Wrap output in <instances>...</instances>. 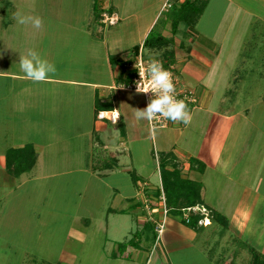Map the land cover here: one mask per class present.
Here are the masks:
<instances>
[{"label":"rangeland","instance_id":"1","mask_svg":"<svg viewBox=\"0 0 264 264\" xmlns=\"http://www.w3.org/2000/svg\"><path fill=\"white\" fill-rule=\"evenodd\" d=\"M112 1L116 3L118 0ZM131 1L143 4V0ZM170 2L175 5L174 0ZM234 2L238 1L207 0L202 12L197 14L199 18L195 27L185 30L194 34L202 31L205 35L200 37L203 45L208 49L210 46L219 47L218 52L212 50V66L207 69L204 80L212 90V98L207 102L204 99L203 103L197 102V107L189 110L192 119L183 128L153 130L154 142L147 120L143 124L137 120L140 134L144 136V140L137 143L127 137V133L123 134L120 126L111 124L106 118L99 119L106 129L94 134H75L73 124L66 125L62 121L70 118L62 117L61 124L71 128L50 132L51 128L42 123L49 118H39L36 114L14 116L13 109L3 100L2 103L8 106L0 108V156L6 157L11 148H20L25 144L32 145L33 150L35 143L46 147L38 160L35 159L36 164L18 176L13 177L6 171L17 168V165L9 166L5 159L0 160L5 169L0 171V264H133L129 259L113 258L114 254L124 256L130 253L124 251L127 246H119L120 242L130 239L127 245H136L141 234V247L147 248L149 244L150 249L153 244L155 249L156 243L161 246L162 241L157 239L154 242L158 234L157 230L153 231L154 220L142 223L143 230H140L134 220L131 222L128 217L118 214V210L122 205L129 207L137 201V185H141L145 178H149L156 195L161 192L158 158L166 148L172 151L180 149L185 155L190 153L201 160L215 162L201 176L206 211L205 214L197 212L202 214V222H206L203 218L206 216L210 224L204 223L209 227L205 230L190 228L197 232L194 247L190 244L167 251L162 246L160 251L155 252L150 264H218L212 256L217 253L216 258L222 253L219 264H227L229 259L226 260L224 255L233 250L236 252V264H247L250 246L264 253V0H242L240 5ZM85 7L82 0H0V44L6 43L12 33L8 30L9 26L3 28L5 21H1L2 18L18 11L22 14L30 11L47 15L61 13L64 16L62 21L44 23L45 29L53 32L58 40L66 36L63 43L68 45L62 49L59 46L51 49V59L48 60L55 65L56 72L50 75L80 80L99 78L109 82L106 75L107 55L101 57L100 51L93 55L90 49H86L88 36L80 31V26L86 22L64 20L70 12L83 16L92 12L94 16L100 14L97 3L91 5V12ZM137 8H142L140 11L144 16L153 9L144 11L143 5ZM168 9L169 13L163 12L161 18L154 21L152 37L162 28L166 17L177 13L174 7ZM250 13L260 14L259 19L251 17ZM122 22V25L118 23L114 26L97 23L102 34L109 33L106 42L108 53L119 60L112 63L113 72L120 69L122 62H127L125 59L132 61L134 57L128 48L132 43L131 35H128L130 30H135L134 24L132 21ZM70 23L78 30L66 26ZM14 25L17 34L13 38L16 40L20 26L16 22ZM114 39L119 41L113 43ZM116 48L120 50L115 51ZM148 49L147 46L143 49L147 62L155 59ZM35 51L45 58V54L37 48ZM1 56L6 57L7 54L1 53ZM128 71H124L122 80ZM5 83L0 81L2 92ZM38 85L35 84V87ZM58 88L70 89L64 84H58ZM107 91L112 94L110 101L113 105L123 107L124 111L128 110L125 108L126 98L139 105L145 102L143 94L135 91L118 88ZM77 95L76 98L80 97V93ZM85 96L83 92L80 99H85ZM222 114L232 117H222ZM71 119L72 123L85 120ZM121 137H124L122 142ZM211 142V147L215 148L213 151L209 146ZM21 143L24 145L19 146ZM135 143L141 150L138 156L133 149ZM148 148L150 151H147ZM138 165L139 170L136 169ZM130 167L135 170L128 172ZM180 170L182 175L188 176L182 167ZM127 197L131 199L126 200ZM151 203L162 209L160 197L151 200ZM132 208L133 205L129 208L133 212ZM147 208L144 210L146 215ZM167 213L178 223L185 221L183 212L182 215L169 213L167 209ZM217 213L223 216L224 221L216 217ZM154 217L158 218L159 214L154 213ZM114 222H119L123 229L129 228V224L132 228L123 239L110 241L105 225L108 228L107 223ZM161 223L162 232L165 227L163 218ZM203 233L212 239L211 244L217 243L213 240H220L221 251L216 252L218 248L213 246V251L208 252L203 244Z\"/></svg>","mask_w":264,"mask_h":264},{"label":"crops","instance_id":"2","mask_svg":"<svg viewBox=\"0 0 264 264\" xmlns=\"http://www.w3.org/2000/svg\"><path fill=\"white\" fill-rule=\"evenodd\" d=\"M170 1L171 0H154L148 2V0H143V4L142 3L138 4V2L136 3L131 0H118L116 1V3H114L112 0H82V4H85L87 6L85 7V9L87 10L89 9L90 12L92 11L91 5L93 6L94 4L97 3L99 6L100 14L94 16L92 12V14L89 13L88 16H83L80 14H75L74 12H70V16L69 15L65 16L64 20H68V21L81 20L86 22V24L80 26L81 29L79 28L80 31L84 34V36L86 35L88 36V38H86L88 40L87 41L88 45L86 44V49L87 50L90 49L93 55H96L97 53H99V51L101 52L100 54L101 57L107 55L108 58L106 59L107 61L106 65L108 67V71L106 72V75L109 76L107 79L110 80L109 82L104 81L102 79L99 80V78L94 80L93 79L80 80L73 77L62 78L52 75H50L49 79L45 82H33L27 79L24 73L20 70V66H19L20 54L18 53V51L24 50V52H26L27 49L31 48L35 50L37 48L39 52L45 54V58L48 60V58L51 59V54H52L51 49L53 47L59 46L60 49L67 47L68 45L63 43L65 41L64 37L66 36L63 35L64 37L61 39L62 41L58 40V38L54 36L53 32L45 29V25H44V23L47 21H52V20L62 21L64 16L61 13H55V14L51 13L50 15L39 12L35 13L31 11L25 13L24 15L38 16L42 19L43 25L40 29H35L34 27H32L31 24H27V25L18 24L16 19H14V14H10L9 16H6L5 19L2 18L1 21H5V23H3L4 26L3 28L6 29V27L9 26L8 30L10 31L12 30V33L10 34V37H8V39L6 38L8 41L4 43L5 45L3 43L0 44V81H2V83L6 82L5 89L3 90V92L0 90V104H2L0 108L1 109L7 108L8 105L5 106L6 104L4 105V103H2L3 100L7 101V103L9 104V108H12L14 111L13 112L14 116L29 117L36 114L37 117L39 118H49L42 120V123L44 122L43 126L45 125V127L51 128L50 132L52 131L59 132L62 130L65 131L66 129L71 128L66 125L73 124V127L76 130L75 134H80L83 136L88 133L94 134L95 132L97 133L98 131L106 129L105 124L99 122V119L96 117V115L94 116V112L96 111L95 105L96 102L98 101L100 105H106V104L110 105L111 106L110 110L114 109L118 112L119 119L118 122L115 124L120 126V131L123 134L127 133L128 134L127 137H129L133 142L136 143L138 141L144 140L143 138L144 136L140 134V129L137 127L138 123L142 122L143 124L144 120L137 122L134 116V112L136 108H140V109L144 108L145 102L144 104L139 105V104H135L131 98H126L125 108H128V110L124 111L123 107L118 108L115 105H113V101H110V99L112 98V94L111 92L107 91V89L112 90L113 88H118L120 90H124L119 87L123 83L122 81L120 82L116 81V83H114L123 66L120 64V69L116 72H113L112 63L119 60H116V58L111 57V55L108 53L109 47L106 42L109 33L107 32L102 34L101 32L103 31L102 29L99 28L97 23L104 24L101 21L103 14L114 15L117 17L116 23L112 25L107 24L109 26H114L117 25L118 23L121 24V21H124L122 23H125L126 21H132L135 30H130L131 28L129 29L130 32L128 37H130L131 35L130 38L132 39V43L128 48L131 49V52L134 55L135 53L132 48L133 46L138 45V52L141 51L143 54V49L145 47L143 45L144 39L151 36V33L153 31L154 21L159 20L163 12L169 13V9L167 10V8H171L173 6V5L171 6ZM174 1H175L174 6L179 7L181 2H183L184 0H174ZM237 1L238 2L236 3L238 5L241 4L240 1L242 2V0H237ZM236 3L234 2V4ZM138 5L141 6L143 5L144 11L148 10L151 7L153 9L147 16H144L143 14H141L142 8L141 9L137 8ZM154 5H156V7H153ZM87 10L86 12L88 13ZM250 15L251 17L253 18L256 17L258 19L260 16V14H253V13H250ZM170 17L171 16L165 18L164 25H162V28L158 32V34L168 39V45L160 49H156L154 47H148L149 48L148 51L155 58V60H159L161 52L164 49L172 50L173 63L169 65L174 67L180 85L182 87H188L194 89L198 96V102L202 101L203 103V99L205 102H207L210 98H212V90L209 88V85H206L204 80L207 73V69L212 66V60L210 59V57L214 52H218L217 50L219 49V47L214 46L216 48L215 49V48H211L212 46L209 45L210 47L209 46L208 47L210 49H208L207 46L203 45V43H201L200 37H203L205 35L202 31H198L195 34L191 33L190 31H185L195 27L199 16L195 17L196 20L193 24H187L183 21L179 22L176 26L174 33L172 32V28H171ZM261 19L263 20L262 16ZM15 22L17 26L18 25L20 26L19 38H16V40L13 38V35L17 34V32L14 31L16 26L14 25ZM94 23H96V25ZM66 26L73 30L74 29L78 30V27H76L72 23L66 24ZM257 28H259V26ZM104 35L106 38L104 37ZM254 35L255 34H253V36ZM11 39H13L14 41ZM115 41L118 42L119 39L118 40L114 39L113 43ZM261 44H263V42H261ZM46 47H48V49H46ZM112 47L114 48V45ZM119 50H120L119 48H116L115 51H119ZM212 50H214V52ZM1 53H6L7 56L6 57L1 56ZM177 55H179L180 58L177 59ZM161 59L159 61H161ZM126 60L128 62L130 61V59H125L124 61ZM11 65L12 66L14 65V67L11 68ZM35 84H39V85L35 87ZM58 84L69 85L70 89L66 90L64 88L65 90H63V88H58ZM199 86H201L200 90L198 89ZM83 92H85L86 98L80 99ZM78 93H80V97L76 98V96H79L77 95ZM73 99H74V103H73ZM194 107H197V104L195 106L190 107L189 110H192ZM104 111H109V110H104ZM131 112H133V114ZM220 116L226 118L232 117V116H225L223 114ZM61 117L70 118L68 120L62 119V121L66 125L61 124ZM75 117L84 118L85 120H79V121L76 120L74 124L72 123L73 119L71 118H75ZM60 125L62 126V129H60ZM183 126L173 125L167 128L176 130L183 128ZM161 129H166V128H161ZM149 131L151 138L154 142L153 131H151L150 129ZM123 138L124 137L120 138L121 142ZM136 143L133 145V149H136V154L138 156V153L141 152V150L139 149V145H136ZM23 145L24 143H21L19 146H23ZM211 145L212 142L210 143L209 146L210 149L213 151L215 148L214 146L211 147ZM104 146H105L104 148H107L106 145ZM45 147L46 145L43 144L40 145L35 143L34 151L36 152L37 155L36 160H38L39 154L43 153ZM147 151H150L149 148ZM161 152H162L161 156L158 158L159 160L170 159L168 161L171 162V164H168L166 166L168 169H171L172 163H176L179 169L182 167L185 173L187 172L188 174V176H186V175H182L181 173L182 177H188L192 180L199 181L201 183L200 196L202 199V204H198L192 207L194 209L195 207H200V206L205 208L206 205L202 197L203 186L201 182V176L204 174L206 168L214 166L215 162H213V160H201L197 156L192 155L190 153H187V155H185L181 153L180 149H174L172 151L171 149L166 148L163 149ZM4 159H5L4 156H0V160H4ZM191 159H196V160L191 161ZM0 167H1L0 171H5L1 162H0ZM131 169L135 170L134 167H130L127 168V171L129 172ZM136 169L139 170L141 168L138 165L136 166ZM161 190L163 192L162 186H161ZM135 193L137 196L136 197L137 201L134 204H131L129 207L122 205L121 206L122 208L118 210V214H123L124 217L125 216L128 217L131 220V222L134 220L133 222L135 223L137 228L142 223L146 224L147 221L154 220L157 223L161 221V219L163 218L165 222V227L161 232V234L160 235L157 234L156 238L154 239V242H156L157 239L158 242L162 241L161 242L162 245L160 246L158 243H156V247L154 249L152 244L150 245V249H149L148 248L149 244H147V248H143L141 247L140 236L142 235L140 234L136 245L135 244L131 246L127 245V247L124 248V251L127 250L130 252L128 255L124 253L125 255L121 256V254L119 253V255L114 254L113 258L119 256V258L121 259H125V260L129 259L133 264H150L151 258L153 257L155 252L157 250L160 251V248L162 249V246L164 247L163 249H167V251L174 250L178 248V246L181 247L190 244H191L190 246H193L194 242H197L195 238L197 232H195V230L198 229L205 230L209 228L208 227V225L210 224L209 219H207L206 222H202V219H199L198 220L199 226L196 228H192L191 226H189L187 224L188 222L185 220V216L187 214L189 215V212H186V210H182L183 220H185L186 222L182 221L181 223H178L177 222L178 220H176L175 218H171L167 216L168 213H166V215L163 216L162 209L159 205H151L152 204L151 200L156 199V197L159 198L161 192H159V194L157 195L155 194V188L151 186L149 182V178L143 179L141 185H137V192ZM156 193L158 192L156 191ZM125 199L127 200L131 198L127 197ZM141 203L142 205H140ZM132 205H133L132 209L134 210L133 212L131 209H129L132 207ZM145 207L149 208V209L147 208V212H148L147 215L144 214ZM192 212L197 213L198 211L195 212V210H193ZM154 213L155 214L158 213L159 217L158 218L154 217ZM106 219L108 218L106 217ZM120 220L123 219H119V221ZM152 223L154 225L153 231L155 232L156 223L154 222ZM107 224L109 225V227L107 228V225L105 226L106 229L108 230L109 235L107 234V230H106V236L108 235L109 237H111L110 241L123 239L124 237L127 236V233H129V231L132 228L130 227L132 224H129L128 226L129 228H124V229L121 228L119 222L117 223L114 222L111 224L107 223ZM141 228L142 227L140 226L139 229L143 230V228L142 229ZM190 228L195 230L191 231ZM204 234L205 233H203V242H204L203 244L205 245V248L207 247L206 250L208 252H211V250L213 251V246H216L218 248L216 249V252H219V249L221 251L222 242L220 240H213V241H217V243L211 244L212 239L208 235L206 236L207 233L205 234V236ZM168 239L170 241H168ZM235 253L236 252L233 250V252L224 255L226 260L229 259V262L227 264H236L237 260L235 258L236 257ZM217 255L218 253L213 254L212 256H215L216 258ZM221 257H222V253L219 254V258L216 259L214 258V262L217 261V263L219 264L222 261Z\"/></svg>","mask_w":264,"mask_h":264},{"label":"trees","instance_id":"3","mask_svg":"<svg viewBox=\"0 0 264 264\" xmlns=\"http://www.w3.org/2000/svg\"><path fill=\"white\" fill-rule=\"evenodd\" d=\"M207 0H184L181 2L179 7H175L174 4L171 6L174 7V10L177 11V13L172 15L170 18V24L172 28V32H175L176 26L179 22H185L187 24H193L195 22V17L198 13L201 12L204 4ZM158 34V33H157ZM143 45L147 47H154L156 49H160L162 47H165L168 45V39H166L164 36H161L160 34L156 36H150L144 39ZM134 56L137 55L138 52V45L133 46ZM162 57V59H161ZM161 59V62L163 64V67L168 66L169 64H172L173 62V51L164 49L161 52V55L159 57V60ZM128 62V61H127ZM127 62H122L121 65L123 66L121 68V71L119 75L117 76L116 80L117 82H120L122 80V75L124 71L126 70ZM175 71V69H174ZM132 71H128V74L126 75L125 79L122 80V82H129L132 77ZM111 106L107 105L103 107V105H100L98 101L95 105V110H110ZM35 153L32 148V145L25 144L23 147L20 148H11L8 152V155H6L5 160L10 165H17V168L12 167V169L8 170L6 169L8 174H11L13 176H18L21 173L30 170V168L35 163ZM168 160L170 159H160L159 160V174H160V180H161V186L165 195V203L168 208L169 213H176V214H182V210H184L187 207H192L198 204H202V199L200 196V190H201V183L199 181L192 180L188 177H182L180 169L177 167L176 163H172L171 169H168L166 166L168 164H171ZM196 159H191V161ZM219 213L216 214V217L220 221H224L223 216ZM202 214L194 213L192 211L189 212V221L188 225L192 228L198 227V220L202 218ZM131 241L130 239L126 242H120L119 246H127L128 242ZM250 252V259L248 260L247 264H264V253L257 250L256 248L250 246L249 248Z\"/></svg>","mask_w":264,"mask_h":264},{"label":"clouds","instance_id":"4","mask_svg":"<svg viewBox=\"0 0 264 264\" xmlns=\"http://www.w3.org/2000/svg\"><path fill=\"white\" fill-rule=\"evenodd\" d=\"M14 19L18 24H31L35 29H40L43 25L40 17L24 15L19 11L14 14ZM19 66L26 78L33 82H45L50 74L56 72L52 62L31 48L24 54H20ZM137 69L140 79L136 81L135 91L138 94L151 93L152 95L146 107L136 108L134 112L136 120L152 122L163 118L173 122H183L185 125L189 124L192 117L187 104L184 100L177 99L172 74L164 69L162 62L152 59L146 66L142 65ZM113 115L114 118H118V113Z\"/></svg>","mask_w":264,"mask_h":264},{"label":"built area","instance_id":"5","mask_svg":"<svg viewBox=\"0 0 264 264\" xmlns=\"http://www.w3.org/2000/svg\"><path fill=\"white\" fill-rule=\"evenodd\" d=\"M168 4V2H167ZM104 24H109V25H112V24H115L116 21H117V17L114 16V15H108V14H103V17H102V20H101ZM159 61V60H158ZM147 61L145 60L143 54L141 51H139L137 53V55L133 58L132 61H129L127 62V65H126V69L127 70H130L132 71V77H131V81L130 82H123L119 87L121 89H124V90H128V91H135V88H136V81H138L140 79V76H139V71L137 68H139L140 66H146L147 65ZM136 65V67H135ZM164 69L168 70L171 74H172V77H173V80H174V83H175V89H176V97L177 99H181V100H184L185 103L187 104V108L189 110L190 107L192 106H195L198 102V96L195 92L194 89L192 88H188V87H182L179 83V80H178V77L176 75V72L174 71V67L169 65L168 67H164ZM123 86V87H122ZM136 92V91H135ZM151 93L149 94H143V97H144V101H145V107L147 105V103L149 102V99L151 97ZM113 113H118L116 110H109V111H104V110H99L96 112V117L98 119H108L111 123H117L118 122V119H119V115H118V118H114V115ZM147 124H148V127L151 131L157 129V128H167L169 126H173V125H178V126H183L184 123L183 122H173L171 120H168V119H163V118H159V119H156L152 122H149L147 121ZM160 200H161V203H162V212L163 214L165 215L167 213V208H166V205H165V196H164V193L162 192L161 190V194H160ZM184 210L190 212V211H198L199 213H202V214H205V208L203 207H195V209L193 207H187L185 208ZM163 215V216H164ZM185 220L188 222L189 221V218H188V214L185 216ZM204 220L206 221L207 220V217L204 216ZM158 234L160 235L161 234V228H162V223L161 221L157 222L156 223V226H155Z\"/></svg>","mask_w":264,"mask_h":264}]
</instances>
